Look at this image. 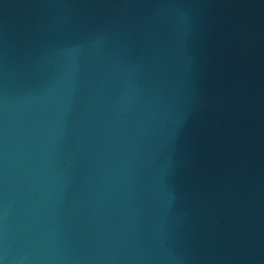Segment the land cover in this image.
Returning a JSON list of instances; mask_svg holds the SVG:
<instances>
[{"label":"water","instance_id":"1","mask_svg":"<svg viewBox=\"0 0 264 264\" xmlns=\"http://www.w3.org/2000/svg\"><path fill=\"white\" fill-rule=\"evenodd\" d=\"M0 264H264V0H0Z\"/></svg>","mask_w":264,"mask_h":264}]
</instances>
